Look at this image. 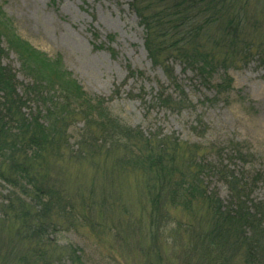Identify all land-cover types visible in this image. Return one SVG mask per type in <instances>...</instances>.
Masks as SVG:
<instances>
[{"label": "trees", "instance_id": "obj_1", "mask_svg": "<svg viewBox=\"0 0 264 264\" xmlns=\"http://www.w3.org/2000/svg\"><path fill=\"white\" fill-rule=\"evenodd\" d=\"M251 1L130 2L144 28L149 59L168 79V85L161 84L154 92L152 102L172 111L195 107L176 74V64L215 91L211 103L229 101L234 91L229 70L248 65L253 57L264 63V16L250 10ZM9 18L0 7V216L15 224L13 239L27 243L16 262L82 263L80 248L58 251L54 246L58 247L54 234L61 230L60 220L77 226L71 214L78 210L43 168L49 155L66 153L69 130L81 122L80 140L69 150L73 157L84 153L93 160L96 153L116 154L118 168L146 175L151 244L157 256L173 238L185 236L186 243L174 251L180 264H264V198L253 197L264 170L257 167L249 142L228 137L185 143L163 130L124 123L105 106L109 99L88 94L59 65V57L39 52ZM3 43L18 54L30 79L22 91L16 71L4 63L8 50ZM31 55L44 65L41 69L37 62L35 68L28 65ZM138 97L145 101V95ZM32 103L37 104L36 112H27ZM197 124L194 131L205 138L209 126L200 114ZM96 199L92 196L87 203L89 212ZM99 199L111 207L109 196ZM81 216V221L95 225L94 216Z\"/></svg>", "mask_w": 264, "mask_h": 264}, {"label": "rangeland", "instance_id": "obj_2", "mask_svg": "<svg viewBox=\"0 0 264 264\" xmlns=\"http://www.w3.org/2000/svg\"><path fill=\"white\" fill-rule=\"evenodd\" d=\"M131 1L0 0V7L23 39L49 58L59 57V65L71 72L88 94L109 99L105 106L124 123L163 130L185 143L224 141L228 137L247 141L257 154V167L263 171L264 63L253 57L248 65L230 69L234 80L232 97L213 103L210 100L215 91L202 86L190 70L176 64V74L195 107L181 111L161 107L151 99L161 84L168 85V79L162 68L149 59L144 28L130 7ZM249 8L257 10V16L262 12L264 16V0H252ZM3 47L8 50L6 43ZM27 58L31 67L35 68L34 62L39 69L44 66L35 55ZM3 60L16 71L22 91L23 83L30 79L22 71L18 54L10 49ZM139 95H145V101ZM31 107L25 110L34 113L37 104ZM199 114L209 126L205 138L193 129L198 126ZM81 127V122L71 126L65 154L49 155L43 164L51 181L78 210L71 214L77 226L61 224L60 220L61 230L54 234L59 247L54 245L56 249L80 248L84 252L81 264H180L174 251L186 243L185 236L164 245L163 257L157 256L151 244L146 175L140 170L118 168L116 154L96 153L93 160L84 153L73 157L69 150L76 148ZM180 160L183 161L181 155ZM2 187L6 193V186ZM220 191L226 194L222 185ZM104 194L113 200L111 207L99 201ZM92 196L97 199L89 212L86 206ZM253 197L264 198V179L256 185ZM79 211L86 218L94 216L95 225L81 221ZM13 227L11 219L0 216V264H19L15 257L25 252L27 243L13 239Z\"/></svg>", "mask_w": 264, "mask_h": 264}]
</instances>
